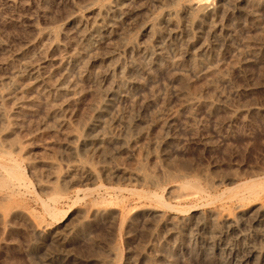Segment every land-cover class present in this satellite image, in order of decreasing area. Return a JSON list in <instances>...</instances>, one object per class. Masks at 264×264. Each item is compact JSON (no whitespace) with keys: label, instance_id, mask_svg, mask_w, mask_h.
I'll return each instance as SVG.
<instances>
[{"label":"rangeland","instance_id":"obj_1","mask_svg":"<svg viewBox=\"0 0 264 264\" xmlns=\"http://www.w3.org/2000/svg\"><path fill=\"white\" fill-rule=\"evenodd\" d=\"M251 1L0 0V264H264V219L217 222L264 179Z\"/></svg>","mask_w":264,"mask_h":264},{"label":"bare ground","instance_id":"obj_2","mask_svg":"<svg viewBox=\"0 0 264 264\" xmlns=\"http://www.w3.org/2000/svg\"><path fill=\"white\" fill-rule=\"evenodd\" d=\"M6 1V0H5ZM48 1V0H47ZM121 1V0H120ZM201 1V2H200ZM206 1H208V0H198V2L197 3H199V4H196V2L194 3V2H191L187 7H188V9H186V15H187V17H189V19H191L192 21H193V23L195 22V21H198V23L199 22H202L203 20H205L206 18H208V15H209V13H208V15L207 14H205V11H206V9H207V5H206V3H208V2H206ZM253 2H255V3H257V5H263L264 4V0H252ZM251 1V2H252ZM116 2V1H115ZM126 2V1H125ZM21 3V2H20ZM117 7H120V5H119V0H117ZM227 4V3H226ZM211 5V4H210ZM209 8V7H208ZM121 9H119L118 11H120ZM263 10V9H262ZM117 11V12H118ZM175 14L176 13H173V12H167L162 18H161V23H165L168 27H172V28H175V26H176V24L177 23H175V20H174V16H175ZM184 14V13H183ZM211 14V13H210ZM243 16V15H242ZM212 17V16H211ZM95 18V17H94ZM129 21V20H128ZM219 22V21H218ZM78 23V22H77ZM127 23V22H126ZM126 25V24H125ZM106 26V25H105ZM102 27H96L93 31H94V35H96V37H98L99 39H106V38H109V36L111 35V33H103L102 32ZM108 29V28H107ZM155 31V27L154 26H152V27H150V31ZM103 31H104V29H103ZM44 36H50V35H52V33H42ZM150 34V33H149ZM154 34H156V35H159V36H163V35H166V33H154ZM63 35V34H62ZM167 35L168 36H171V37H173V36H175V35H177V33H167ZM189 35V34H188ZM187 37V36H186ZM190 37V36H189ZM112 39V38H111ZM219 41V40H218ZM201 42V41H200ZM40 47H41V45H40ZM70 48V47H69ZM36 49V48H35ZM144 50V49H143ZM158 50H160V49H158ZM158 50H155V49H152V48H146L145 49V51H143L144 53H143V55L137 60V62H135V64H133V67H132V70L133 71H137V70H139L140 69V67L143 65V64H145V63H147V62H149L151 59H154V58H156V59H159L160 57H161V52L160 51H158ZM39 53V52H38ZM46 53V52H45ZM44 53V54H45ZM132 53V52H131ZM27 58V57H26ZM52 58V57H51ZM71 58H73V57H71ZM63 59V58H62ZM73 59H75V58H73ZM72 59V60H73ZM61 60V59H60ZM69 60H65V62H68ZM75 61V60H74ZM20 62H22L21 60H20ZM70 62V61H69ZM102 62V61H101ZM20 65H21V69L22 70H24V71H27L29 68H30V66L28 65V62H26L25 61V59L23 60V62L22 63H20ZM50 65V64H49ZM65 65V64H64ZM47 66V65H46ZM131 69V68H130ZM112 72V71H111ZM118 72V71H117ZM132 71H128V72H126V71H123V72H121V74H122V77L123 76H125V74H129V73H131ZM119 73V72H118ZM120 74V73H119ZM212 76V75H211ZM105 77V76H104ZM101 78V77H100ZM218 80V79H217ZM42 84V83H41ZM22 86V85H21ZM75 96V95H74ZM198 98L196 97V96H194V95H189L188 96V98H187V101L188 102H193V101H196ZM92 107H93V105H92ZM251 110V109H250ZM243 114V113H242ZM74 119V118H73ZM8 145V144H7ZM9 154V153H8ZM7 154V155H8ZM10 156L12 157V154L10 153ZM9 159V161H10V159L11 158H8ZM7 159V160H8ZM12 160V159H11ZM13 162V161H12ZM14 162H16L15 160H14ZM14 164V163H13ZM13 164H11V166L13 165ZM2 165V164H1ZM0 165V166H1ZM9 165V164H8ZM8 165H6V166H8ZM2 166H4V167H6L5 165H2ZM10 166V165H9ZM8 166V167H9ZM15 166H17L16 164L13 166V167H15ZM4 167H2V169L4 168ZM7 167V168H8ZM20 167H21V165H20ZM10 168V167H9ZM17 168V169H16ZM78 169H82V168H84V167H81V166H78L77 167ZM5 170H6V168H4ZM12 169V176L14 175V176H16V174H17V178L16 177H12V176H10V174H11V171L8 173L9 174V176L11 177V179L12 180H19L20 178H21V175L19 176L18 174L20 173V169L18 168V167H15V170H19L18 172L19 173H17V171H15V173H14V170H13V168L11 167L9 170H11ZM8 171V170H7ZM6 171V172H7ZM19 176V177H18ZM16 178V179H15ZM14 181V182H15ZM185 181V180H184ZM12 182V181H11ZM19 183V186L21 185V187H23V186H26L24 183V181H21V180H19L18 181ZM21 182V183H20ZM24 182V183H23ZM85 182V181H84ZM246 182V181H245ZM27 183V182H26ZM187 183V182H186ZM193 184H195V183H193ZM193 184H190L191 186L193 185ZM23 185V186H22ZM189 184H187V186H188ZM189 185V186H190ZM196 185V184H195ZM18 186V185H17ZM185 186H186V184H185ZM188 186V187H189ZM194 187V186H193ZM196 187H198V185L196 186ZM195 187V191H197V192H200L201 193V191H203V190H201V189H198V188H196ZM240 186H238V187H236V189L237 188H239ZM200 190V191H198V190ZM190 193V192H189ZM188 193V195H187V193H186V196H188L189 197V195L191 196V194L193 195L194 193H190L189 194ZM203 193V192H202ZM205 193V192H204ZM195 194H197L196 192H195ZM195 194H194V196H195ZM184 194H182L181 196H183ZM199 195V194H198ZM5 197V196H4ZM162 197V196H161ZM1 198H3V197H1L0 196V199ZM5 199H6V197H5ZM5 199H2V201L3 200H5ZM53 199V198H52ZM51 199V200H52ZM159 200H160V196H159V198H158ZM217 199V198H216ZM232 199H234L235 200V202H236V207H235V209L234 210H227V209H225V210H223L222 211V213H221V215H220V218L217 220V222H220L221 224H226L227 226H229V227H236V226H238L239 224H241L242 222H250V221H252V222H259V221H261L262 219H264V179L262 180H254V181H251L250 183H249V186H248V188L247 189H244V190H242V191H237L236 193L234 192V194H233V196H232ZM50 200V201H51ZM1 201V200H0ZM53 201H54V199H53ZM158 201V200H157ZM201 201V200H200ZM52 202V201H51ZM159 202V201H158ZM161 202V201H160ZM54 203V202H53ZM46 205H48L47 203H46ZM54 205V204H53ZM44 206H45V204H44ZM49 206V205H48ZM48 206H45V208H46V210L47 209H50V210H52V211H54V206L52 207V209L51 208H49ZM48 207V208H47ZM51 207V206H50ZM138 207H140V206H138ZM201 207V206H200ZM227 208V207H226ZM233 208V207H232ZM56 210V209H55ZM59 210V209H58ZM52 211H50L49 212V210H48V212L50 213V215L52 216L53 214H55L54 212L52 213ZM60 213V212H59ZM67 213V212H66ZM65 213V214H66ZM69 213V212H68ZM56 214H57V212H56ZM67 216V215H66ZM65 216V217H66ZM52 217H54V216H52ZM259 224V223H258ZM243 226V225H242ZM262 227V226H261ZM235 230V229H234ZM233 233V232H232ZM259 236V235H258ZM257 237V236H256ZM262 237V236H261ZM260 238V237H259ZM250 242V241H249ZM262 243H264V237L262 238ZM225 246V245H224ZM256 246H250V251L252 252V251H255V253L257 252L256 251ZM262 249H264V245L262 246ZM254 254V253H253ZM252 254V255H253ZM256 255V254H255ZM242 257V256H241Z\"/></svg>","mask_w":264,"mask_h":264}]
</instances>
